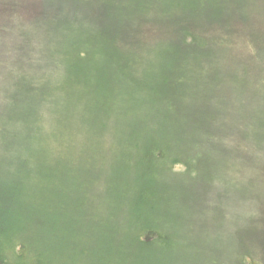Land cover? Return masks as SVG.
Returning a JSON list of instances; mask_svg holds the SVG:
<instances>
[{
	"label": "trees",
	"instance_id": "1",
	"mask_svg": "<svg viewBox=\"0 0 264 264\" xmlns=\"http://www.w3.org/2000/svg\"><path fill=\"white\" fill-rule=\"evenodd\" d=\"M49 46L74 106L43 138L8 61ZM1 99L0 264H164L211 216L264 264V0H0Z\"/></svg>",
	"mask_w": 264,
	"mask_h": 264
},
{
	"label": "rangeland",
	"instance_id": "2",
	"mask_svg": "<svg viewBox=\"0 0 264 264\" xmlns=\"http://www.w3.org/2000/svg\"><path fill=\"white\" fill-rule=\"evenodd\" d=\"M25 9L24 13L26 12L27 15L30 16L33 6H29ZM27 15L25 14V17L28 18ZM35 38L38 39H34L35 42L41 44L42 47L46 45L43 41V37L39 38L35 36ZM46 51V54L40 53L34 62L30 63L28 60H23L24 65L22 66V72L16 70V67L13 66V62L8 61V66L10 67L8 70V72H10L9 75L16 73L18 76H21L23 80V77L30 74L28 76L29 79L33 77L37 78L36 85L40 87L41 94L43 92H48L50 94L48 99L50 102H40L42 111L40 115H35L33 117V123L38 129L39 135L43 138H45L46 135L50 137L51 134H55L58 129L61 130L62 133L65 132L66 126L61 125L58 119L62 118V114H65L67 119V112L63 109L64 106L69 112L72 110V106H74L69 98L70 87H60L56 84V81L60 83L64 81L62 74H56V72L64 71L68 65L62 62V56L57 53L56 49L49 46ZM12 88L13 87H7L6 89L10 90ZM0 103V107L3 109L7 107V102L3 99L0 100ZM84 103L85 102L78 103L77 108L74 109V111H77V116L73 122L76 123L73 124V129L69 126L67 127L68 136H70V138L75 134V128L79 129L85 118ZM81 127L84 136L82 137L79 135L77 137L79 146H86L87 155L97 154L98 147L96 140L92 138L87 127ZM109 146L112 147L113 144L110 143ZM98 158L99 157H96V160ZM214 217L215 216H211L208 219H193L186 229H179V232L181 230L185 232L182 235L183 238L180 239L182 247L179 251V255L176 259L167 258L164 264H240L239 261L243 259L241 252L245 253V250L240 247L239 243L246 239L243 232H240L242 226L234 228L230 223L231 220L228 218L229 216L225 219H216ZM210 242H212V246H209ZM254 251L256 253V247ZM253 263L262 264L259 251Z\"/></svg>",
	"mask_w": 264,
	"mask_h": 264
}]
</instances>
